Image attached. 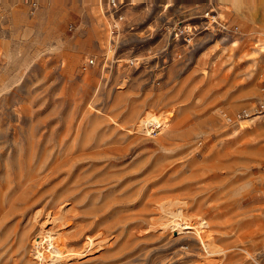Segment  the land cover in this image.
Returning <instances> with one entry per match:
<instances>
[{
	"label": "rangeland",
	"instance_id": "1",
	"mask_svg": "<svg viewBox=\"0 0 264 264\" xmlns=\"http://www.w3.org/2000/svg\"><path fill=\"white\" fill-rule=\"evenodd\" d=\"M0 264H264V0H0Z\"/></svg>",
	"mask_w": 264,
	"mask_h": 264
},
{
	"label": "bare ground",
	"instance_id": "2",
	"mask_svg": "<svg viewBox=\"0 0 264 264\" xmlns=\"http://www.w3.org/2000/svg\"><path fill=\"white\" fill-rule=\"evenodd\" d=\"M150 120L151 119L140 121L139 133L142 132L146 135H150L151 133L154 132V130L162 129L167 123L166 119L164 118H158L155 121H150ZM192 191L193 190H191L189 193L190 196L192 195ZM177 196H179V194ZM185 198H187V196ZM186 205L184 204V206H186L185 210H180V212L178 213L177 212L172 213L170 212V210L169 211L166 210L168 215L165 218L167 221L166 224L169 227H172V230L178 232L180 236L181 234L183 235V233H185V235L190 234V236H185V238L186 239L194 238L201 247V249H203L206 252L207 256L212 254H220L222 250L217 248L215 243L216 239L215 237L214 238L212 237L214 235L210 234L207 231H204L203 228H200V225L198 223H201V221L197 223V219H201L204 216L203 215L204 203L199 201L197 202L196 205H193L191 203H189V205L188 203H186ZM206 218L208 219V217ZM203 224H205V222ZM208 229H210V227ZM50 234L52 233H48L46 236H43L42 239L37 237V239H39V242H36L37 250L34 253L35 254L34 256H36L37 260H40L41 262L44 263L48 259L50 261L51 260L53 261V259L54 260L60 259L65 254H72V255L75 254L73 253V250L70 247L69 243L65 242L64 240L65 238H63V235L61 233H60L61 236L56 234L55 235H50Z\"/></svg>",
	"mask_w": 264,
	"mask_h": 264
},
{
	"label": "built area",
	"instance_id": "3",
	"mask_svg": "<svg viewBox=\"0 0 264 264\" xmlns=\"http://www.w3.org/2000/svg\"><path fill=\"white\" fill-rule=\"evenodd\" d=\"M9 1H13L16 4L27 8L32 14L34 12H36L38 9H40V7H41V0H9ZM215 24H217L223 30H228V31H231V32H236L238 30L237 27H233V28H229L228 29L224 24H221L220 25L217 22H215ZM90 63H92V61H90ZM227 121H228V123H231L232 122L231 119H228Z\"/></svg>",
	"mask_w": 264,
	"mask_h": 264
}]
</instances>
